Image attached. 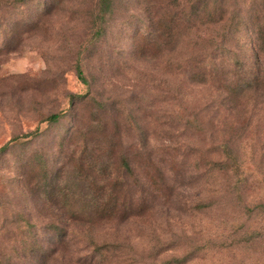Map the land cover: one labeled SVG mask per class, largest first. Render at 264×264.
Returning a JSON list of instances; mask_svg holds the SVG:
<instances>
[{"label":"rangeland","instance_id":"obj_1","mask_svg":"<svg viewBox=\"0 0 264 264\" xmlns=\"http://www.w3.org/2000/svg\"><path fill=\"white\" fill-rule=\"evenodd\" d=\"M188 1L113 0L103 13L98 0H0V264H264V97L231 103L210 66L252 62L264 0L253 17L251 0H226L241 19L225 43L223 26H184ZM91 131L112 178L128 159L142 216L92 214L89 172L75 170ZM224 145L241 184L207 172Z\"/></svg>","mask_w":264,"mask_h":264},{"label":"trees","instance_id":"obj_2","mask_svg":"<svg viewBox=\"0 0 264 264\" xmlns=\"http://www.w3.org/2000/svg\"><path fill=\"white\" fill-rule=\"evenodd\" d=\"M18 1L20 3H25L26 0ZM112 2L113 0H98L100 11L103 13L109 11ZM258 5H260V2ZM248 9L247 14H249L250 17H253L256 12L254 0H251ZM235 12L236 11L234 10L232 13H229V7L227 6L226 0H189L188 5L184 10V26L189 28V30L195 29L197 25L203 26L206 22L211 27L223 26L225 34L222 35V39H225L223 42L225 43L230 32L234 34L240 27L241 17L239 18V14L234 15ZM171 22L172 26L168 28V32L175 42L177 37H179V28L175 25L176 19L174 20L172 18ZM151 23V31L149 32L150 34L148 33V36L153 44L156 45L158 39L157 36L160 35L161 28L158 21ZM253 23L252 28L254 36L251 43L252 62L248 63L247 61L242 62L238 60L239 62L233 63L235 65H231L228 63V60L225 63L224 58L220 59V57H215V60L220 59L219 64H210V66H214V68L218 65L220 66L221 73L216 80L217 88L226 94L227 99L231 103L238 100L245 92L260 94V96L264 97V8L260 10L259 16L253 19ZM233 67H236L238 70H233ZM76 73L78 78L83 80L82 71L79 68H77ZM205 75L208 74L204 73L202 76L205 77ZM71 100L73 101V97ZM62 115V113L52 114L43 121L57 123ZM93 135L94 132L91 131V135H89V162L85 160L86 154L84 153V150H87V148L75 156V170H79V173L84 171L89 172V182L84 183V187L89 189V201L95 206V210L92 214L101 219L113 218L115 216L121 217L122 219H127L132 216H142L147 211L148 207V202L145 196L146 190L141 188L138 198H136V200L133 199L134 194H132V185L135 186L138 183L137 188H139L141 187V184H139V181H137L136 178L132 180L133 182H129L134 174L128 159L122 158L120 165L118 166V176L112 178L109 166H100L101 159L98 164L96 163L98 157L95 156V154H97L95 151L98 148L90 147L95 141ZM103 138H105V136H103ZM6 147L7 146L1 148L0 151L4 152ZM222 150L223 158L221 160H218L217 162H207V172H218L225 176L232 173L234 176H239L240 165L237 161L236 153L227 145H224ZM103 156L104 155H101V158ZM162 173L161 169L158 170L157 177L163 179L164 176ZM240 179L241 177L239 176V184L244 181H240ZM149 180L148 187L152 184H150L152 177H149ZM50 189L52 192L54 191V187H50ZM205 206H207V204ZM243 243H248V240L243 241ZM110 247L111 246L108 245H102L99 247L95 246L93 250L102 255L104 252L107 253L109 251L108 248ZM230 247L232 246L228 245L225 249ZM188 259L191 258H173L171 261L162 262V264H186Z\"/></svg>","mask_w":264,"mask_h":264}]
</instances>
